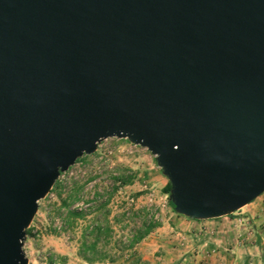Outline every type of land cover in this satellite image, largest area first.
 Returning <instances> with one entry per match:
<instances>
[{"label":"water","instance_id":"obj_1","mask_svg":"<svg viewBox=\"0 0 264 264\" xmlns=\"http://www.w3.org/2000/svg\"><path fill=\"white\" fill-rule=\"evenodd\" d=\"M147 149L178 215L264 193V0H0V264L60 175Z\"/></svg>","mask_w":264,"mask_h":264},{"label":"rangeland","instance_id":"obj_2","mask_svg":"<svg viewBox=\"0 0 264 264\" xmlns=\"http://www.w3.org/2000/svg\"><path fill=\"white\" fill-rule=\"evenodd\" d=\"M120 174L131 182L113 192L111 177ZM58 182L39 202L30 224L23 245L28 264H264V193L232 215L186 218L169 205L164 192L168 180L154 156L119 139L102 141ZM139 209L144 212L131 219L130 211ZM68 210L84 214L72 228L63 226ZM144 218H153L158 226L131 251L129 237ZM95 222L108 223L111 233L101 237L96 254H87L97 260L85 262L79 256L80 240Z\"/></svg>","mask_w":264,"mask_h":264},{"label":"trees","instance_id":"obj_3","mask_svg":"<svg viewBox=\"0 0 264 264\" xmlns=\"http://www.w3.org/2000/svg\"><path fill=\"white\" fill-rule=\"evenodd\" d=\"M80 160V159H79ZM77 160V162L79 161ZM112 179V183H113V188L112 191H117L118 188L123 187L128 185L131 182V177H127L124 176L122 174L118 175L117 177H111ZM59 186V182L57 181L55 183L54 187H58ZM52 188V190H53ZM79 190V188H78ZM164 192L166 195H169L170 193V184L169 182H167L166 186L164 187ZM169 205L171 206V208L174 210V206L172 205L171 201L168 200ZM62 207L66 208L68 207V201H63ZM105 204L101 205V207H104ZM56 212L59 213V209L56 210ZM144 212L143 209H139V210H132L130 211V218H134V217H139L142 213ZM175 212V210H174ZM84 214L82 212H77L75 210H68L67 211V215L64 218V227H73L74 224H76V220L83 218ZM125 214H122V217H125ZM158 226V223L153 219V218H144L142 225L140 227H138L137 229H135L130 237H129V250H133V248L140 243L148 234H150L152 232V230H154L156 227ZM30 233V227L26 230V235H28ZM111 233L110 230V226L108 225V223H106L105 225H101L97 222H95V226L92 227V229L89 231L88 229L83 231L82 233V237L80 240V245H79V256L85 261V262H93V260H97L96 258L93 259H89V257L87 256L88 253L91 254H96V249L97 246L100 242V239L102 236H106L108 237L109 234ZM92 238V242L88 243L87 240L88 238ZM136 255V254H135ZM103 259V257H99L98 260ZM139 261V257L137 256L136 258V262ZM50 263H52V261H50Z\"/></svg>","mask_w":264,"mask_h":264}]
</instances>
